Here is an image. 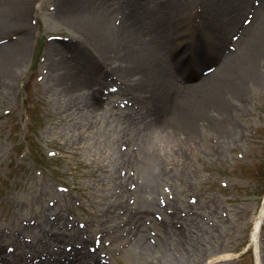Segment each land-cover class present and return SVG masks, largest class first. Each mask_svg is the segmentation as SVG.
<instances>
[{"label":"bare ground","instance_id":"bare-ground-1","mask_svg":"<svg viewBox=\"0 0 264 264\" xmlns=\"http://www.w3.org/2000/svg\"><path fill=\"white\" fill-rule=\"evenodd\" d=\"M30 1L22 0V4ZM159 1L145 0L141 13L123 10L120 23L116 20L111 25L106 12L91 9L90 0H66L68 6L62 12L65 10L66 18L77 24L74 27L82 36L80 43L73 44L77 65L88 69L99 62L100 67L88 69V77L82 74L81 78L75 66L58 58L63 54L61 47L52 45L46 52L42 72L53 109L60 107L58 112L52 110L54 123H68L76 138H88L87 143L103 147V156L124 169L120 171L125 178L117 177L125 181L121 186L124 192L147 202L144 207L126 208V222L135 227L130 230L134 236L123 241L127 248L123 264H197L204 257L199 253L204 248L202 241L190 233L191 219L182 220L180 203L162 197V186L171 187L173 173L167 168L173 158H187L192 142L202 148L205 144V150L214 156L222 155L231 143L234 128L238 127L236 117L244 113L250 91L264 93V46L260 42L264 38V16L251 37L250 23L244 27L246 35L240 39L238 50L227 49L222 54L219 34L232 23L242 25L249 20L246 11L239 21L249 0H204L202 21L195 10H190L192 0H168L170 5L165 6ZM120 5L116 7L125 8ZM232 7H237L236 12ZM20 8L17 6L18 19L22 17ZM154 15L156 22L152 21ZM212 15L226 16L222 28ZM11 26L19 25L3 15L0 35L10 32ZM26 41L27 36H21L0 42L1 86L17 76ZM184 41L187 44L179 53L178 47ZM204 50L208 53L204 54ZM220 55H224L223 60ZM210 62L213 68L204 74ZM92 80L99 86L90 94L85 88ZM116 85L129 110L123 116L115 109L111 94L107 101L103 99ZM137 107L133 112L138 111V115L132 116V108ZM8 202L18 225L0 228V235L5 236L0 237V264H112L110 253L115 248L109 247L107 241L113 239L108 234L117 225L102 227L97 211L85 226L84 222L68 218L60 205L48 212L51 209L40 204L39 213L23 217L18 210L24 203L18 199ZM154 214L162 219V227L165 225L167 234L162 237L149 235L144 222ZM261 220L260 217L252 233L254 241L258 239ZM34 222L37 226L33 228ZM27 233H32L33 241L26 240ZM3 240L13 244L12 252ZM198 253L200 256L193 258Z\"/></svg>","mask_w":264,"mask_h":264},{"label":"rangeland","instance_id":"rangeland-1","mask_svg":"<svg viewBox=\"0 0 264 264\" xmlns=\"http://www.w3.org/2000/svg\"><path fill=\"white\" fill-rule=\"evenodd\" d=\"M90 1L94 12L108 14L111 25L116 20L120 23L124 11L130 12L129 9L141 13L142 3L145 2ZM145 3L149 4L150 1ZM192 3L190 10H195L202 21L205 1L192 0ZM260 3L261 0H249L247 8H243L244 12L239 15V21L246 11L249 12V20L242 25L232 23L220 32L222 54L223 50L227 52V49L234 51L240 48L239 41L246 35L244 27L249 23L250 37L253 35L264 16ZM119 4L125 8L118 9L116 6ZM159 4L170 5L168 0H161ZM17 6L22 7L20 19ZM67 6L66 0H31L26 4H22V0L21 3L17 0H0V19L6 15L9 21L19 25L11 26L10 32L0 35L3 37L0 42L4 44L27 36L25 56L19 63L17 76L8 85H0V228L6 225L17 228L18 225L9 200L18 199L24 203L18 210L19 216H34L39 213L40 204L49 207L51 210L48 212L60 205L68 218L84 222L85 226L90 215L97 211L102 227L117 225L108 234L113 239L110 238L107 245L115 248L110 253L112 264H123L127 251L124 246L126 242L123 241L132 235L130 230L135 227L134 223L126 222V208L144 207L147 202L124 192L126 189L121 186L125 181H119L125 178L123 176L126 174L120 171L124 169L115 166L111 158L103 156V147L87 143L88 138H76L67 127L68 123H54L52 110L57 111L60 107L57 105L53 109L45 90L42 63L52 45L61 47L63 54L58 58L66 65L75 66L81 78L82 74L88 77V69L98 70L100 67L99 62H94V66L88 69L84 64L83 68L77 65L73 44L80 43L82 36L74 27L77 24L66 18L65 10L62 12V8ZM236 8L232 7L233 12H236ZM224 17L213 16L220 28L225 22ZM152 21L156 22L155 15ZM260 40L264 46V38ZM186 44L187 41H184L178 47L179 53ZM203 53L208 52L204 50ZM220 57L224 59V55ZM210 63L206 64L203 72L213 68L214 63ZM109 80L114 82L111 78ZM98 86L92 80L85 89L91 94ZM118 90L119 86L116 85L103 99L107 101V96L111 94L115 109H119L123 116L129 110ZM245 104L244 113L241 111L236 117L238 127L234 128L231 143L222 155L214 156L205 150V144L202 148L192 142L187 158H173L167 168L173 173V181L171 187L162 186L165 191L162 197L165 201L177 200L184 212L182 220H187V217L191 219L189 231L199 236L204 247L199 252L204 257L197 264H264V93L250 91ZM135 109L138 110V107L132 108V112ZM136 114L138 111L133 112L132 116ZM56 139L58 144L54 141ZM92 185L95 187L92 188ZM167 212L171 213L169 210ZM260 217L263 218V225L257 241H254L252 233ZM146 218L143 220L149 228V235L162 237L167 234L158 215ZM78 221L77 226L80 225ZM36 224L34 222L31 226L34 228ZM64 230L69 232L70 229ZM25 238L33 241L32 233H27ZM3 241L10 245L9 252H12L13 244ZM199 253L193 258L197 259Z\"/></svg>","mask_w":264,"mask_h":264}]
</instances>
